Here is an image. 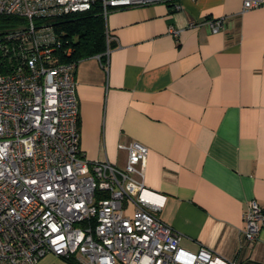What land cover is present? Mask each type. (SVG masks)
<instances>
[{"label": "crops", "instance_id": "crops-1", "mask_svg": "<svg viewBox=\"0 0 264 264\" xmlns=\"http://www.w3.org/2000/svg\"><path fill=\"white\" fill-rule=\"evenodd\" d=\"M243 5L164 0L111 11L104 55L75 71L80 148L124 166L120 144L147 146L145 185L166 197L155 214L181 246L264 264V228L254 242L243 234L249 202L264 206V4ZM220 18V32L189 26ZM38 264L77 261L47 254Z\"/></svg>", "mask_w": 264, "mask_h": 264}, {"label": "built area", "instance_id": "built-area-1", "mask_svg": "<svg viewBox=\"0 0 264 264\" xmlns=\"http://www.w3.org/2000/svg\"><path fill=\"white\" fill-rule=\"evenodd\" d=\"M157 1L100 0L104 18ZM95 2L0 0V15L24 20L0 33V264H38L47 254L77 264H237L211 248H183L181 234L156 216L166 197L145 185L147 146L120 144L124 166L83 154L78 62L56 59L54 22ZM263 4L244 0L243 11ZM224 21L189 26L206 23L216 33ZM263 228L264 206L251 200L245 239L256 241Z\"/></svg>", "mask_w": 264, "mask_h": 264}, {"label": "trees", "instance_id": "trees-1", "mask_svg": "<svg viewBox=\"0 0 264 264\" xmlns=\"http://www.w3.org/2000/svg\"><path fill=\"white\" fill-rule=\"evenodd\" d=\"M21 23L24 20L19 17L0 15V33L15 29ZM54 25L62 42V47L55 54L59 62H78L107 49V31L100 0H96L88 11L56 19Z\"/></svg>", "mask_w": 264, "mask_h": 264}]
</instances>
